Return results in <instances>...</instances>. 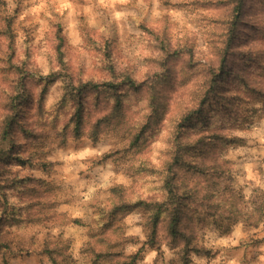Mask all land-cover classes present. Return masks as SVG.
Returning <instances> with one entry per match:
<instances>
[{
    "label": "trees",
    "instance_id": "16d2710c",
    "mask_svg": "<svg viewBox=\"0 0 264 264\" xmlns=\"http://www.w3.org/2000/svg\"><path fill=\"white\" fill-rule=\"evenodd\" d=\"M184 6L202 9L200 21L194 19L202 27V52L195 33L177 31L163 16L140 25V68H117L115 42L87 35L99 74L69 62L59 25L47 38V63L35 64L28 42L17 46L12 17L0 14V264H9L6 252H35L50 264L78 260L61 235L38 246L12 236L27 225L69 220L55 210L66 202L62 186L12 170L52 169L42 147L48 131L61 143L95 142L109 130L126 138L92 162L120 160L132 183L113 185L107 198L93 201L90 222L69 220L86 228L84 264H136L145 245L160 252L162 244L188 264L191 253L205 250L197 234L206 222L220 229L223 222L257 227L264 221V190L254 189L248 200L231 187L221 153L243 141L229 130L264 110V0H185ZM134 209L142 211L149 235L127 253L136 239L118 214Z\"/></svg>",
    "mask_w": 264,
    "mask_h": 264
},
{
    "label": "rangeland",
    "instance_id": "374dc122",
    "mask_svg": "<svg viewBox=\"0 0 264 264\" xmlns=\"http://www.w3.org/2000/svg\"><path fill=\"white\" fill-rule=\"evenodd\" d=\"M184 3L185 0H0V14L12 17L17 46L22 49L28 42L35 64L47 63L46 55H50L49 47L44 51L49 44L47 38L59 25L65 37L69 62L82 67L84 74H99L100 67L93 60L87 35L115 42L117 68L126 65L140 68L143 65L137 55L142 34L140 25L158 21L163 16H168L177 31L195 33L196 49L202 52L201 23H194L195 18L200 21L202 9L187 8ZM255 105L259 107L261 103ZM228 133L243 141L221 150L228 160L231 174L226 182L249 200L254 189L264 190V110L253 113L250 120ZM125 143L126 138L115 130L105 132L95 142L67 139L62 143L48 131L42 147L47 151L46 159L54 163L52 169L46 171L35 165H14L12 170L19 175L42 178L62 186V199L66 202L60 203L55 210L66 219L79 218L90 222L93 201L107 198L111 186H128L133 181L120 160L107 159L94 164L92 159ZM246 205L251 209L249 203ZM141 216L140 209L118 214L125 224V233L136 239V242L126 245L127 253L134 252L149 235L148 228L141 224ZM61 220L50 228L41 224L27 225L13 231L12 236L24 243L33 240L37 246L44 237L61 235L69 238V250L78 259L76 264H84L79 250L87 239L86 228ZM197 235L205 250L199 254L191 253L188 264H264V221L257 227L223 222L220 229L206 222ZM5 255L9 264H50L46 257L35 252H6ZM97 264L105 262L99 259ZM136 264H181V261L177 250L166 244L160 246V252L145 245Z\"/></svg>",
    "mask_w": 264,
    "mask_h": 264
}]
</instances>
